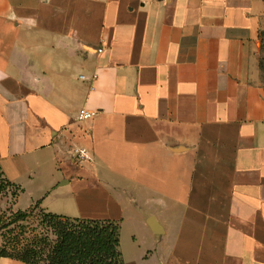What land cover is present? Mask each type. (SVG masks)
I'll use <instances>...</instances> for the list:
<instances>
[{"label": "crops", "instance_id": "1", "mask_svg": "<svg viewBox=\"0 0 264 264\" xmlns=\"http://www.w3.org/2000/svg\"><path fill=\"white\" fill-rule=\"evenodd\" d=\"M0 166L30 206L133 211L125 264H264V0H0Z\"/></svg>", "mask_w": 264, "mask_h": 264}, {"label": "trees", "instance_id": "2", "mask_svg": "<svg viewBox=\"0 0 264 264\" xmlns=\"http://www.w3.org/2000/svg\"><path fill=\"white\" fill-rule=\"evenodd\" d=\"M0 191L21 193L1 166ZM0 220V258L14 257L29 264H125L118 220L56 214L39 201L26 210L9 208Z\"/></svg>", "mask_w": 264, "mask_h": 264}, {"label": "rangeland", "instance_id": "3", "mask_svg": "<svg viewBox=\"0 0 264 264\" xmlns=\"http://www.w3.org/2000/svg\"><path fill=\"white\" fill-rule=\"evenodd\" d=\"M13 190L14 189L12 188L11 191ZM11 191H7V192L0 191V219L3 212L7 211L9 208L13 210H18V209L26 210L30 207V204L32 203V199L27 193L22 192L19 197V194L12 195L10 193ZM131 210H134V208H132ZM133 214H135L133 211H128L127 218L124 221L118 220L121 225V245L126 251L127 249H129V251L131 250L136 238L138 240H141L142 238L144 239L147 238L150 241L156 238L155 237L156 235H153L147 227L145 231L142 227L138 226L139 223L137 220L134 223V221L129 219L130 216H132ZM62 215H66L69 217H78L74 213L62 214ZM1 232H2V227L0 220V239H1Z\"/></svg>", "mask_w": 264, "mask_h": 264}, {"label": "built area", "instance_id": "4", "mask_svg": "<svg viewBox=\"0 0 264 264\" xmlns=\"http://www.w3.org/2000/svg\"><path fill=\"white\" fill-rule=\"evenodd\" d=\"M99 52L103 51V48L98 49ZM94 110H89V109H83L80 114H79V119L85 120V119H90L95 115ZM75 153L78 158L80 159H91V156L89 155V152L86 148H75Z\"/></svg>", "mask_w": 264, "mask_h": 264}, {"label": "water", "instance_id": "5", "mask_svg": "<svg viewBox=\"0 0 264 264\" xmlns=\"http://www.w3.org/2000/svg\"><path fill=\"white\" fill-rule=\"evenodd\" d=\"M157 232V231H156Z\"/></svg>", "mask_w": 264, "mask_h": 264}]
</instances>
